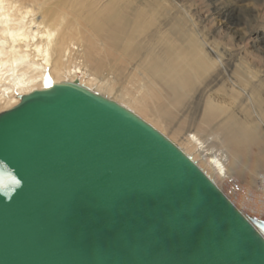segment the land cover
<instances>
[{
	"label": "water",
	"instance_id": "obj_1",
	"mask_svg": "<svg viewBox=\"0 0 264 264\" xmlns=\"http://www.w3.org/2000/svg\"><path fill=\"white\" fill-rule=\"evenodd\" d=\"M0 264H264V220L133 112L52 83L0 113Z\"/></svg>",
	"mask_w": 264,
	"mask_h": 264
},
{
	"label": "bare ground",
	"instance_id": "obj_2",
	"mask_svg": "<svg viewBox=\"0 0 264 264\" xmlns=\"http://www.w3.org/2000/svg\"><path fill=\"white\" fill-rule=\"evenodd\" d=\"M84 7L76 0H0V113L33 90L78 81L158 129L189 112V133L180 149L215 184L245 177V168H264V80L257 70L228 71L187 14L188 43L196 45L188 54L191 46L177 44L179 38L173 41L144 12L128 25L115 7L82 20ZM148 34L154 44L143 42ZM218 82L217 93L205 97ZM236 102L248 107L247 114L228 109ZM218 117L222 120L212 124ZM249 142L260 146L257 155L247 149ZM255 184L264 190V174Z\"/></svg>",
	"mask_w": 264,
	"mask_h": 264
},
{
	"label": "rangeland",
	"instance_id": "obj_3",
	"mask_svg": "<svg viewBox=\"0 0 264 264\" xmlns=\"http://www.w3.org/2000/svg\"><path fill=\"white\" fill-rule=\"evenodd\" d=\"M66 1L73 4L74 0ZM76 1L81 2L85 6L83 9L82 20L88 19L96 14H100L115 7L126 16L129 25V23L134 20L136 15L144 12L148 18H153L157 21V23H160V29L164 32L167 30V35L170 36L173 41H176V39L179 38L180 42H177V44H181V46H191L190 49H185L186 54L192 51L195 52L196 48V45L193 42L191 44L188 43L189 36L185 25H183L187 22L185 15L187 14L197 26L200 34L206 38L207 42H209L212 49L216 50L223 57L228 71L232 73L235 67H239L241 69V67L243 68L248 66L253 71L257 70L259 72V76L264 80V0ZM150 13H152V17L148 16ZM143 42L154 44L156 40L154 41L153 37L148 34L147 39L143 40ZM141 48L142 49L140 50L143 52L144 46ZM193 70L196 72L198 71L195 69ZM219 85V82L210 85V87L205 90V97H208L210 94L217 93L220 88ZM228 105V109L233 112L235 110L236 112L234 113L236 116L240 117L245 114V108H248L244 106L245 104L239 106L238 102H236V105ZM123 107L128 109L125 106ZM128 110L131 111L130 109ZM249 111L252 113V109ZM247 112L248 111H246V114ZM188 113L177 114L175 119L170 122L169 128L166 130L155 128L148 121L142 118V116L136 113L134 114L152 126L171 142L182 148L184 146V138L189 133L186 132V129L188 128V123L190 121H186V118H190L192 116ZM200 116L201 111L199 112L197 118ZM221 120L222 118L218 117L211 120V123L218 124ZM211 123L209 125L213 128ZM180 127L183 128L181 129ZM178 128H180L182 132L177 136L173 135L172 131ZM191 133H194V131H191ZM247 144V149H249V151H251L254 155H257L258 148L260 146L256 145L254 142H249ZM248 169L253 172V176L251 175L252 173L248 172L245 168L244 171H242L245 172V177L237 178L232 176L229 180L225 179V181H220L217 182V184H214L243 214L264 220V190H259L260 185L255 184V181H257V179L264 174V168L260 167L259 169L254 170L250 167Z\"/></svg>",
	"mask_w": 264,
	"mask_h": 264
}]
</instances>
